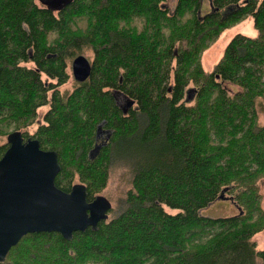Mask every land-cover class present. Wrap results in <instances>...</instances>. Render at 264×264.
I'll return each instance as SVG.
<instances>
[{"label": "trees", "instance_id": "obj_1", "mask_svg": "<svg viewBox=\"0 0 264 264\" xmlns=\"http://www.w3.org/2000/svg\"><path fill=\"white\" fill-rule=\"evenodd\" d=\"M165 1L73 0L51 12L36 0H0V157L12 131L37 139L57 153L56 186L83 184L87 200L106 187L110 168L131 174L119 211L97 230L69 241L27 234L0 264H264V245L252 241L264 230L256 187L264 179L256 109L264 101V0H210L203 17L205 0H177L172 11ZM247 16L255 35L235 36L205 72L201 54ZM83 50L93 53L91 74L61 95ZM113 93L135 108L121 114ZM101 122L112 136L90 159ZM225 193L238 214H199Z\"/></svg>", "mask_w": 264, "mask_h": 264}, {"label": "water", "instance_id": "obj_2", "mask_svg": "<svg viewBox=\"0 0 264 264\" xmlns=\"http://www.w3.org/2000/svg\"><path fill=\"white\" fill-rule=\"evenodd\" d=\"M36 1L58 12L73 0ZM70 68L73 79L82 83L89 78L92 64L79 54L72 59ZM132 104L127 100L123 112ZM6 142L0 157V262L27 234L55 232L69 241L74 232L87 228L95 231L98 223L108 218L112 205L105 196L87 200L83 184H74L69 191L56 186L60 166L55 151L42 150L37 139H23L19 131L10 132ZM97 149L90 151V157Z\"/></svg>", "mask_w": 264, "mask_h": 264}, {"label": "rangeland", "instance_id": "obj_3", "mask_svg": "<svg viewBox=\"0 0 264 264\" xmlns=\"http://www.w3.org/2000/svg\"><path fill=\"white\" fill-rule=\"evenodd\" d=\"M177 0H166L164 3V7L172 11L175 3ZM37 2V1H36ZM209 12V5L208 2H202V8L199 12V17L205 16ZM256 33V30L253 26V20L250 16H247L240 20L239 22L235 23L228 29L224 30L221 35L217 38H215L208 46V48L201 54V64L202 68L205 72H210L213 68V66L220 60L224 49L228 45V43L237 35H243L247 37H253ZM79 55V54H78ZM81 55H84L89 59V61L92 63L93 61V53L90 51L83 50L81 52ZM76 57V56H75ZM72 61V59H71ZM71 61L68 64V68L66 69L68 74V79L65 84L59 87L60 94L65 95L68 94L67 92L72 90L74 86L76 85V81L73 80L72 73H71ZM23 66H26L27 68H34L33 63H25L22 64ZM41 79L43 81L48 82H54V80H50L46 75H41ZM87 80V79H86ZM84 82V81H83ZM191 90V89H189ZM51 96V93L49 92L47 95V98L49 99ZM189 100L192 99V92L188 94ZM127 106V104L125 105ZM135 108V106L133 107ZM49 106L45 105L37 110V122H42V118L44 114L48 111ZM256 109L258 111L257 121L258 124L263 125L264 124V101L262 99H258L256 101ZM34 123L30 127L26 129L28 131V135H33L37 124ZM4 138V137H3ZM5 140L2 139L0 143H3ZM131 181V174L130 172L122 167H112L110 168V172L108 175V180L106 187L99 193L98 195L105 196L112 205V212L108 213V216H113L116 212L119 211V204L122 203V200L124 199V196L126 192L130 188ZM257 190L261 196V208L264 211V179H261L257 182ZM222 199H217L210 205H208L206 208L201 209L199 211V214L204 217L208 218H225L230 217L233 215H236L239 213V208L233 204V202L228 199L230 195L224 194ZM97 196V195H96ZM165 212L175 214L178 212V210L175 209H169L168 207H164ZM252 241L256 244L257 249H261L264 245V230L260 232L259 234L255 235L252 238Z\"/></svg>", "mask_w": 264, "mask_h": 264}, {"label": "flooded vegetation", "instance_id": "obj_4", "mask_svg": "<svg viewBox=\"0 0 264 264\" xmlns=\"http://www.w3.org/2000/svg\"><path fill=\"white\" fill-rule=\"evenodd\" d=\"M205 2H208V5H209V12L208 13H211L212 11V8H211V2L210 0H205ZM204 2V3H205ZM207 13V14H208ZM92 64V63H91ZM190 93V92H189ZM114 100H115V104L117 105V107L119 108V110L121 111V114L123 115H126V113L129 112V109H131L132 107L135 106L134 102L132 105H130L126 110H124L123 112V108L125 107V105L127 104V100H130V99H126L125 98V95L121 94V93H113L112 94ZM132 101V100H131ZM104 122H101L99 124H97V127H96V130H95V133H94V141H93V146H92V149L90 151H92L95 147H98L97 151L95 152V155H93V157H90L89 155V158L90 159H93L94 157H96L100 151V149L102 147H104L109 138L112 136L111 135V130L106 128L104 126ZM44 150V149H42ZM53 151V150H52ZM90 151H89V154H90ZM93 154V153H91Z\"/></svg>", "mask_w": 264, "mask_h": 264}, {"label": "bare ground", "instance_id": "obj_5", "mask_svg": "<svg viewBox=\"0 0 264 264\" xmlns=\"http://www.w3.org/2000/svg\"><path fill=\"white\" fill-rule=\"evenodd\" d=\"M72 75V74H71ZM74 80V79H73ZM75 81V80H74ZM77 82V81H76ZM194 90V89H193Z\"/></svg>", "mask_w": 264, "mask_h": 264}]
</instances>
